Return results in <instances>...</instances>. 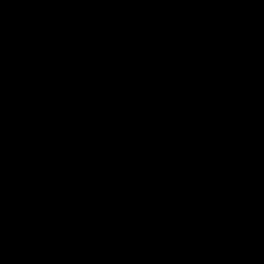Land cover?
<instances>
[{
  "label": "water",
  "instance_id": "1",
  "mask_svg": "<svg viewBox=\"0 0 264 264\" xmlns=\"http://www.w3.org/2000/svg\"><path fill=\"white\" fill-rule=\"evenodd\" d=\"M0 264H264V0H0Z\"/></svg>",
  "mask_w": 264,
  "mask_h": 264
}]
</instances>
